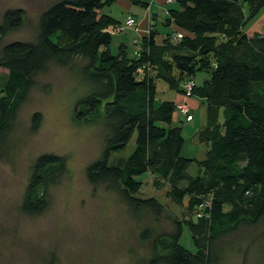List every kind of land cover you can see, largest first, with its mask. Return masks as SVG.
I'll use <instances>...</instances> for the list:
<instances>
[{
  "label": "trees",
  "instance_id": "obj_1",
  "mask_svg": "<svg viewBox=\"0 0 264 264\" xmlns=\"http://www.w3.org/2000/svg\"><path fill=\"white\" fill-rule=\"evenodd\" d=\"M115 1L56 0L40 13L35 41L14 40L2 46L0 69L6 73L0 75V144L12 131L38 72L49 62L66 66L75 59L84 61L81 73L91 90L77 100L73 117L100 120L106 129L98 157L85 168L88 182L116 192L136 217L149 214L158 220L167 214L164 203L137 195L142 186L138 176L149 173L157 188L159 180L166 181L173 201L185 200L200 214L189 224L196 251L181 243L185 223L170 217V231L154 234L147 226L141 230V240L149 244L150 264H215L214 244L222 236L240 226L264 227V34L242 31L264 0H177L163 25H174L182 37L175 40V30L157 41L158 31L149 21L132 57L123 43L116 55L109 49L113 34L108 28L120 26V20L102 9ZM130 1L148 6L144 0ZM23 18L22 8L5 9L0 38L19 28ZM146 64L150 72L138 76ZM200 72L207 77L192 95L205 103L206 123L197 138L207 150L198 160L181 154L182 130L172 125L175 102L163 100L156 107L155 99L158 80L176 91ZM40 123L41 115L34 113L32 129ZM133 136L131 153L112 161V154ZM194 165L199 172L192 175ZM65 171L64 157L38 155L21 211L42 213L49 204V186Z\"/></svg>",
  "mask_w": 264,
  "mask_h": 264
},
{
  "label": "rangeland",
  "instance_id": "obj_2",
  "mask_svg": "<svg viewBox=\"0 0 264 264\" xmlns=\"http://www.w3.org/2000/svg\"><path fill=\"white\" fill-rule=\"evenodd\" d=\"M55 1L0 0V22L7 8L20 7L24 11L21 26L0 38V51L10 41H35L40 13ZM144 1L149 2L150 7L154 4L156 9L158 39L162 30L168 33L176 30L163 25L164 13L157 3ZM150 7L130 0H116L102 9L120 20L121 30L112 35L109 44L113 55L124 42L128 56H133L134 39L138 40L140 33L123 25L125 18L127 14L134 16L145 34L148 26L142 28L140 23L146 21ZM108 29L111 32L113 28ZM242 31L249 36L264 34V7ZM83 64L80 59L66 66L49 62L38 72L34 76V86L18 109L12 131L0 144V264H150L149 244L141 240V230L147 226L154 234L170 231L173 228L170 217L185 223L181 243L196 251L189 238V224H194L200 214L188 207L185 200L183 203L173 201L166 181L159 180L161 187L157 188L152 183L155 178L149 173L138 176L142 186L137 195L154 196L164 203L168 216L164 214L158 220L149 214L136 217L116 192L103 184L88 182L85 168L98 157L106 129L100 120L76 121L73 117L77 100L91 90L81 73ZM140 69L138 76L148 74L151 67L146 64ZM4 73L6 70L1 68L0 75ZM205 77L207 74L200 72L194 79L185 80L194 81L196 87ZM182 83L179 90L183 89ZM179 90H168L166 83L158 80L155 106L163 100L175 102L172 125L182 130L181 154L201 160L207 145L198 140L197 132L206 123L205 103L195 95L186 97L184 102L192 114L188 121L176 109V103L185 97ZM34 113L41 115L36 130L31 124ZM220 119H223L221 112ZM134 146L133 136L122 150L112 154L111 160L127 157ZM42 153L64 157L66 171L49 186L48 207L40 214L29 215L21 211L20 205L32 164ZM189 172L197 174L198 166H192ZM214 250L218 253L215 264H264V227L261 223L240 226L222 236L214 244Z\"/></svg>",
  "mask_w": 264,
  "mask_h": 264
},
{
  "label": "built area",
  "instance_id": "obj_3",
  "mask_svg": "<svg viewBox=\"0 0 264 264\" xmlns=\"http://www.w3.org/2000/svg\"><path fill=\"white\" fill-rule=\"evenodd\" d=\"M126 27L129 28H134L135 30H138V24L136 23V20L134 19V17L128 15L124 21V24ZM121 30V26H118L116 28H113L111 30V34H115L116 32ZM182 37V32L181 31H177L174 35L173 38L175 40L179 39ZM183 95L185 96L184 98L186 99V97H189L192 95V90L193 87L195 86V82L191 81V80H185L183 83ZM185 100L183 99L182 101H180L179 103H176V109H178V112L184 116V118H186L188 121L189 119H191V110L189 111V108L187 106V104L184 102Z\"/></svg>",
  "mask_w": 264,
  "mask_h": 264
},
{
  "label": "crops",
  "instance_id": "obj_4",
  "mask_svg": "<svg viewBox=\"0 0 264 264\" xmlns=\"http://www.w3.org/2000/svg\"><path fill=\"white\" fill-rule=\"evenodd\" d=\"M175 0H172V1H167V0H152V3H157L158 4V9L160 10V12H162V13H164V19H165V17L167 16V13H168V9H170V8H172V7H176L177 6V3H176V5H174V2ZM168 3H173V5H168L167 6V4ZM149 7H150V3L148 2V6H147V8L149 9ZM154 7V4H152L151 5V7H150V12H147V18H146V21L145 22H143V23H140V25H141V27L142 28H144V27H147V26H149V24H148V22L149 21H151L152 23H154V28L159 32V30H158V28H157V22H155V18L157 17V14L155 13L156 12V9L155 8H153ZM151 14V15H150ZM158 20V19H157ZM172 26V25H171ZM174 26V25H173ZM172 26V27H173ZM174 29L176 28L175 26L173 27ZM142 29L141 28H139V33L140 34H138V35H140L139 36V39L137 40V39H134V41H135V44H137L138 45V43L140 42V39H141V37L143 36V34H142ZM166 34H168V32H166V31H164V30H162L161 31V36H160V39H158L157 38V35H156V40L157 41H161V39L166 35ZM122 44V43H121ZM123 44H124V42H123ZM168 88V87H167ZM168 90H170V89H168ZM174 91V90H173ZM180 99V98H179ZM178 99V100H179ZM183 99L185 100V98L183 97ZM183 99H181V100H183Z\"/></svg>",
  "mask_w": 264,
  "mask_h": 264
}]
</instances>
